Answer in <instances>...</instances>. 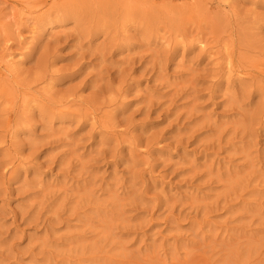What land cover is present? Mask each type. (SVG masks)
<instances>
[{
    "label": "rangeland",
    "instance_id": "rangeland-1",
    "mask_svg": "<svg viewBox=\"0 0 264 264\" xmlns=\"http://www.w3.org/2000/svg\"><path fill=\"white\" fill-rule=\"evenodd\" d=\"M0 264H264V0H0Z\"/></svg>",
    "mask_w": 264,
    "mask_h": 264
},
{
    "label": "bare ground",
    "instance_id": "bare-ground-1",
    "mask_svg": "<svg viewBox=\"0 0 264 264\" xmlns=\"http://www.w3.org/2000/svg\"><path fill=\"white\" fill-rule=\"evenodd\" d=\"M199 45L203 46L202 43H199ZM7 57H8L10 60L12 59L11 55H8Z\"/></svg>",
    "mask_w": 264,
    "mask_h": 264
}]
</instances>
